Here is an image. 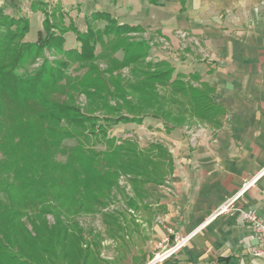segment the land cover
<instances>
[{
	"label": "trees",
	"instance_id": "16d2710c",
	"mask_svg": "<svg viewBox=\"0 0 264 264\" xmlns=\"http://www.w3.org/2000/svg\"><path fill=\"white\" fill-rule=\"evenodd\" d=\"M51 17L46 35L28 43L24 41L28 20L6 15L0 9V154L5 158L0 161V264H78L79 260L72 262L69 256L88 259V247L83 250L77 241L71 243L64 227L61 236L56 229L61 225V215L70 214V210L76 214L99 211L109 202L112 188L118 187L121 174L128 176L133 193L127 205L136 210L138 203L148 198L147 185L163 183L171 168L167 151L153 143L140 150L129 139L116 143L110 134L114 126L141 124L150 117L175 128L185 124L186 115L207 120L220 111L207 91L193 87L175 74L171 65L146 61V41L123 37L138 29L119 25L104 13L92 15L93 24L86 32L77 31L71 24L64 28L57 8ZM101 21L104 24L99 26ZM70 31L75 32L78 47H66L64 34ZM45 50L61 55V59L50 62L43 58ZM117 53L122 54L121 59ZM40 58L42 63L30 71L29 66ZM108 60L111 63L105 70L94 63ZM75 63H85L81 66L86 71L82 77L71 79L66 72ZM123 68L132 70L134 82L113 74ZM66 90L75 95L68 97ZM81 95L85 104L78 105ZM27 123L37 126L47 140L38 142L39 136H29L28 150L23 151L21 129ZM91 136L98 137V144L103 143L108 151L88 147ZM67 141L72 145H66ZM49 146L58 147L55 156ZM57 154L64 159H54ZM100 155H104L102 159ZM70 166L81 182L72 191H65L57 182ZM93 186L96 188L90 194ZM14 188L22 195L14 197ZM8 205L11 207L6 208ZM27 213L51 214L56 222L51 228L41 225L47 228L45 234L35 228L31 234L19 220ZM103 217L107 227L121 230L122 214L105 213ZM67 245H74V253Z\"/></svg>",
	"mask_w": 264,
	"mask_h": 264
},
{
	"label": "crops",
	"instance_id": "0c3cea01",
	"mask_svg": "<svg viewBox=\"0 0 264 264\" xmlns=\"http://www.w3.org/2000/svg\"><path fill=\"white\" fill-rule=\"evenodd\" d=\"M30 1L42 7L39 0H0V9L20 17ZM55 1L64 24L79 32L95 13L138 29L152 43L150 55L207 91L220 110L207 120L186 115L175 128L150 117L133 124L134 141L154 138L141 148L158 142L171 160L163 183L147 185L145 208L160 220L157 236H189L162 264H264V246L242 218L252 210L264 221V0ZM43 20L37 9L25 42L37 41ZM66 47H75L67 36ZM231 198L234 209L216 216Z\"/></svg>",
	"mask_w": 264,
	"mask_h": 264
},
{
	"label": "rangeland",
	"instance_id": "374dc122",
	"mask_svg": "<svg viewBox=\"0 0 264 264\" xmlns=\"http://www.w3.org/2000/svg\"><path fill=\"white\" fill-rule=\"evenodd\" d=\"M41 1L38 4L42 5L41 8H37L40 13L44 16L43 20V28H41V31L37 37V41H40L47 32V22L52 21V14L55 11V8L58 9L57 2L55 0H39ZM35 2L30 1L29 6L24 8L23 11H21L23 14L20 17H23L28 20L31 15L37 10L33 9ZM61 11V10H60ZM4 12V11H3ZM5 13V12H4ZM62 13V11H61ZM7 15V14H6ZM57 20H54V22ZM99 26L103 25L104 22H98ZM64 28H67L70 24L65 25L63 20L61 24ZM30 27V23H29ZM139 31H135L132 33H126L123 34V37L126 38H134L135 41L144 40L149 45V55L146 59V61L151 62H157V61H165L169 65H171L170 62L166 60H161L159 57L150 55L151 45L149 44V40L147 37H144L142 34H138ZM27 35V34H26ZM25 35V36H26ZM75 32L70 31L64 34V38L66 41V36L69 40L74 43L75 47H78ZM25 38V37H24ZM35 43V42H34ZM154 44V43H153ZM98 52L100 51V48L98 47ZM43 58L48 59L50 62L54 60H60L61 55H55L51 54L48 51H43ZM117 59H121L122 54L117 53L116 54ZM43 59H37L34 64L29 66V70L32 71L35 69L38 65L42 63ZM95 64L98 63V67L101 70H105L106 66L109 65L111 61L108 60L107 63L103 61L94 62ZM85 64V63H83ZM81 63H75L71 64V67L67 70L66 75L69 76V78L74 79L75 77H82V74L86 71L85 66ZM82 67H80V66ZM113 74H118L122 79L134 82L135 78L132 76V70L130 68H123L119 71H114ZM67 96L71 98L72 95H75L71 90H66ZM68 100V99H67ZM72 101V99H71ZM77 103L78 105L85 104V97L83 95L77 97ZM102 114V113H101ZM129 124H118L114 126L110 130V134L116 138V143H120L123 140L129 139L132 141L140 150H147V148H141L140 146L146 145L150 140H154L153 137H150L148 139H145L146 137H141L138 140V143L134 141L133 137L134 130ZM140 127H136L137 132L142 133L144 130H139ZM21 141H20V148L23 149V151L28 150V137L29 136H39L36 140L38 142H42L43 140H47L45 137L43 139V136L45 134L38 131L37 126H34L27 123L24 125L21 129ZM49 140V137H47ZM98 137L91 136L89 137V146L90 148H94L96 151H104L106 150V146L101 143L98 144ZM131 138V139H130ZM52 141V138H51ZM140 141V142H139ZM66 145H72V142L67 141L65 142ZM152 144V143H151ZM153 144H159L158 142H154ZM40 149L45 150V147L40 143ZM50 152L57 153L58 147L49 146ZM47 151V147H46ZM108 151V150H106ZM100 155L98 158H103ZM105 158H108L106 156ZM54 159L58 161H62L64 158L61 157L59 154L54 157ZM5 160V158L0 154V161ZM38 161V160H36ZM1 167V166H0ZM3 169H0V176L3 175ZM1 178V177H0ZM80 179L78 177V173H76V170L70 166L66 171H62L60 173V180L57 182V184L60 185V188L64 189L65 191H72L80 184ZM16 188V187H15ZM13 189V196L19 197L22 194L20 192H17V189ZM96 187H90V194L94 192ZM111 198L109 202L104 206L100 207L99 211L94 213H85L84 211L79 213H74V210H70V214H66L65 216L61 215L59 217L60 221V227H57L56 229L58 231H62L63 227L67 230L69 233V237L71 238V243L74 241H77V245L79 248L85 250L86 247H88L87 256L83 260V258H78L77 256H73L74 254L70 255V261L75 262L76 260H79L78 264L81 263L83 260V264H131L132 262L135 264H149L156 260L157 255L162 256L165 253L164 249L158 248V242L161 238H163L166 235H163L161 237L157 236V228L160 227V220L157 219V216L154 215L152 211L146 210L145 206V200L147 201L148 198H146L143 203H138L137 210L133 207H130L127 205V199L133 198V193L131 192V184L128 181V176L125 175H119L118 177V187H114L111 190ZM66 193V192H65ZM68 193V192H67ZM137 202V201H136ZM11 206H6V208H10ZM118 212L124 216V218L119 222L122 225L121 230L118 231L111 229L110 227H107L105 224V217L103 215L105 213H115ZM1 213V208H0ZM30 214V216H33V213H27ZM27 214L23 215V217H20L19 220L24 224L25 228L28 230L29 233L34 234V228L35 230L40 234L47 233V228H51L55 224V217L51 214H45L44 216H33V218H27L25 217ZM28 216V215H27ZM155 223V226H151L152 223ZM41 225L46 226L47 228H42ZM79 229V231H78ZM8 231V228H7ZM62 236V233H61ZM158 237V238H157ZM175 241L171 240V244H173ZM70 243V242H69ZM74 244V243H73ZM68 250L70 253L73 252L74 245H67ZM69 253V254H70ZM173 256V255H172ZM172 256L166 258L165 260L157 261L156 264H162L167 259L171 258ZM81 260V261H80Z\"/></svg>",
	"mask_w": 264,
	"mask_h": 264
},
{
	"label": "built area",
	"instance_id": "2783aa9c",
	"mask_svg": "<svg viewBox=\"0 0 264 264\" xmlns=\"http://www.w3.org/2000/svg\"><path fill=\"white\" fill-rule=\"evenodd\" d=\"M252 182L253 181L245 183V186H248ZM235 201L236 198L228 199L215 211V215L218 216L232 211L234 209ZM242 218L247 226L252 230V237L257 239L260 246H264V221L252 210L242 211ZM171 234L170 230H168L166 236L161 238L158 242V248L165 250V253L162 255V260L174 255L189 240V236L183 238L175 237V242L171 244ZM149 264H156V260Z\"/></svg>",
	"mask_w": 264,
	"mask_h": 264
},
{
	"label": "bare ground",
	"instance_id": "6f19581e",
	"mask_svg": "<svg viewBox=\"0 0 264 264\" xmlns=\"http://www.w3.org/2000/svg\"><path fill=\"white\" fill-rule=\"evenodd\" d=\"M162 259H163L162 256H157V258H156L157 261H161Z\"/></svg>",
	"mask_w": 264,
	"mask_h": 264
}]
</instances>
